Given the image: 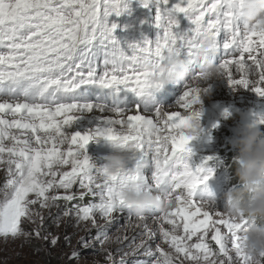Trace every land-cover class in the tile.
Returning a JSON list of instances; mask_svg holds the SVG:
<instances>
[{
	"label": "snow or ice",
	"instance_id": "6c2138e0",
	"mask_svg": "<svg viewBox=\"0 0 264 264\" xmlns=\"http://www.w3.org/2000/svg\"><path fill=\"white\" fill-rule=\"evenodd\" d=\"M228 5L229 0H176L168 12L184 14L191 27L183 33L175 32L176 20L157 13L161 34L143 46L130 44L126 53L112 38L116 24L108 23L109 16L120 15L121 0H0V170L4 172L0 185V237L27 236L21 228L25 219L32 223L38 219L43 224L44 217L35 209L37 205L50 209L59 207L60 202L67 205L75 201L65 208L63 216L74 217L77 224L88 226L87 231L94 229L95 235L91 239L80 237V248L68 256L69 260L79 259L82 250L96 243L105 250L110 237L108 229L117 219L116 214L126 213V222L139 221L142 238L135 243V236L116 237L120 247L115 251L122 254L117 260L112 251H106L105 259L111 264H207L215 258L220 264H249L240 247L244 222L222 219L219 212L202 208L198 199L185 201L178 194L180 182L193 192L211 175L209 172L201 176L199 168L193 171L186 162L178 169L168 166L174 155L190 152L187 145L193 137L176 134L187 123L183 112L169 110L161 114L157 110L145 111L139 105L115 107L114 112L107 111L103 116V127L84 133L70 131L81 110L104 111L75 99L81 85L98 84L103 89L140 96L149 89L148 74L138 70L141 61L162 57L166 49L177 47L178 42L191 48L193 38L202 33L215 37L221 31L225 33L222 47L229 51L220 66L229 84L264 96V66L256 55L264 50V32L243 36L234 29V16ZM104 43L111 47L105 54L103 68H99L90 58L97 44ZM254 60L255 84L251 74L245 77L237 71L238 62L243 69ZM190 95L185 90L180 96V109H184L183 102ZM145 120L157 125L155 139L146 141L139 134L123 138L132 142L137 153L134 168L108 178L89 172L83 149L90 139H117L113 124L123 126L127 121L128 127L133 128ZM259 123L264 124V117ZM66 133H70L67 138ZM149 154L153 183L161 187H168L169 181L177 183L176 204L164 216L149 210L135 217L124 206L118 189L126 181H143L140 169ZM86 198L88 202L84 203ZM149 219L158 224L157 229L149 228ZM34 232L38 237L41 234L39 228ZM64 239L68 241L69 237ZM157 239L168 250L160 243L153 247ZM57 242L58 237L52 236L51 245Z\"/></svg>",
	"mask_w": 264,
	"mask_h": 264
},
{
	"label": "clouds",
	"instance_id": "9594fccd",
	"mask_svg": "<svg viewBox=\"0 0 264 264\" xmlns=\"http://www.w3.org/2000/svg\"><path fill=\"white\" fill-rule=\"evenodd\" d=\"M229 10L234 20H240L242 25L239 32L247 36L249 32H264V0H229ZM193 47L188 48L192 58H199L202 62L200 71L188 76L187 59L179 54L178 47L166 49L162 57L145 58L141 61L138 70L146 72L149 89L158 92L166 85L181 84L183 92L188 90L191 95L184 100L183 115L186 125L178 129L176 134L198 136L201 131L200 112L202 99L209 96L211 83L225 77L220 63L207 59L210 53H215L217 40L214 35L202 33L193 38ZM256 52L255 49H253ZM258 62L264 66V50L256 53ZM257 60L241 69L237 63V71L243 72L245 77L252 76L251 82L255 84ZM235 90H239L238 88ZM98 108L104 105L97 104ZM170 108H158L161 114ZM114 112V109H107ZM199 114V115H197ZM148 115V113H145ZM117 121L119 117L116 118ZM259 120L238 127L230 143L236 149L234 156L235 178L237 183L224 194L222 210H217L215 201L204 194L199 199L200 205L214 213L219 212L221 218H230L233 222H244L245 226L240 232V247L249 258V264H264V130L259 126ZM117 139L107 140L108 154L104 163L96 168L98 177H114L125 174L135 167L134 158L137 153L131 141H125L126 136L142 135L147 141L155 139L158 134L156 124H149L147 120L140 126L129 128L127 121L121 126L112 125ZM70 133H66V137ZM90 167H96L89 164ZM119 197L124 206L135 217L144 215L149 210L157 216L166 215L175 207L178 185L169 181L167 188L156 183L145 185L142 182L126 181L119 186ZM185 201L193 198V192L179 184V193ZM116 243V238L109 237L106 245ZM207 264H220L219 258L212 259Z\"/></svg>",
	"mask_w": 264,
	"mask_h": 264
},
{
	"label": "rangeland",
	"instance_id": "374dc122",
	"mask_svg": "<svg viewBox=\"0 0 264 264\" xmlns=\"http://www.w3.org/2000/svg\"><path fill=\"white\" fill-rule=\"evenodd\" d=\"M175 2L176 0H168V3L165 4L164 0H121L122 10L120 15L109 16L108 23H115L116 28L114 30H117L119 33L123 32L126 35H133V37H129V40L136 39L133 43L138 46L142 44L143 46V42H154L157 36L161 34L162 29L156 24L157 13L161 17L174 18L176 21L182 18V27L176 25L173 29L175 32L183 33L191 27L188 17L184 14H170L168 12V9ZM126 18H129L130 21H127ZM114 30L112 38L114 41H119V37ZM179 44L178 42V48ZM102 46L103 44H97L92 55L105 54L107 50L101 48ZM216 82L215 86L212 84L210 87L211 94L204 97L201 101L203 105L200 112L201 133L188 142L187 147L190 149V152H180L181 155L187 158V161L184 162L193 171L199 168L201 176H206L211 172L209 178L204 182L211 185H213L214 181H225L226 183L224 174L221 173V168H218L216 165L218 161L224 159L222 154L224 149L235 150L229 141L235 136L237 128L264 117L263 99H253L243 104L240 102L238 96L226 95L225 91H223L227 87H232L226 77L216 80ZM182 89L183 87L178 97L182 95ZM178 97L176 100L171 101L172 106L179 102ZM172 106L168 103L160 108L168 109ZM176 110L183 112V109L180 108ZM225 112H227V115H225ZM103 124V115L100 112L98 114L97 111H93L90 114L79 112L72 121L70 131H79L84 125L95 129L103 127ZM83 152L88 157L89 164L96 166L89 168V172L95 174L96 168L104 163V157L109 152L106 139L99 136L90 139L85 145ZM142 164L143 167L140 169V174L143 177L142 183L151 185L153 183L151 154L143 159ZM169 168L174 167L169 166ZM3 179L4 172L0 170V185H2ZM221 184L223 188H221L220 197L213 199L217 210H222L224 194L228 190L223 183ZM194 192L195 190L193 191V199L199 200L200 198L196 197ZM2 198V193H0V199ZM87 202L88 198L85 199L84 203ZM63 203L60 202L59 207L54 206L50 209H40L38 205L35 206V209L44 217V222L40 224L38 219L36 223H32L27 219L23 220L21 228L23 232L28 233L27 236L20 235L16 238L9 237L7 239L0 237V264H111V262L105 259L106 251H112L118 260L122 253L115 251L120 247L117 243L105 245V250H102L101 246L96 243L92 248L82 250L79 259H68V256L74 250L80 248L78 243L79 238L83 236L91 239L95 235V230L92 229L89 232L87 231L88 226L84 223L77 224L74 217H64L63 212L65 207ZM116 215L117 219L113 221L111 227L108 229L109 236L113 238L119 236L121 239L125 236L129 238L135 236V243H139L142 238V229L138 227L139 221L133 219L129 223L125 219L126 213H118ZM58 218L59 222L57 223ZM147 223L149 228L153 230L158 228V224L153 219H149ZM37 228H39L41 233L39 237L34 232V229ZM66 235L69 237L68 241L64 239ZM45 236L48 239H44ZM52 236L58 237L56 245H51L50 243ZM157 243H160L162 247L168 250L167 245L163 244L159 239L153 243V247ZM140 258L143 259V257Z\"/></svg>",
	"mask_w": 264,
	"mask_h": 264
},
{
	"label": "trees",
	"instance_id": "16d2710c",
	"mask_svg": "<svg viewBox=\"0 0 264 264\" xmlns=\"http://www.w3.org/2000/svg\"><path fill=\"white\" fill-rule=\"evenodd\" d=\"M260 127L262 130H264V124L260 125ZM235 153H236V149L235 150H229V148H226L222 151L224 159L218 161L216 166L218 168H221L220 170H221V173L224 174V179L226 180V183H225V181H222V182L214 181L213 182L212 189H213V192L216 193L217 195H219L221 193V188H223L221 183H223L224 186L228 188V190L237 183V180H236L235 175H234V173H235V167H234ZM183 158L185 161H187L186 157H183ZM71 203H73V202H71ZM71 203H68L67 205H65V203H63V205L65 208L66 207L70 208Z\"/></svg>",
	"mask_w": 264,
	"mask_h": 264
},
{
	"label": "bare ground",
	"instance_id": "6f19581e",
	"mask_svg": "<svg viewBox=\"0 0 264 264\" xmlns=\"http://www.w3.org/2000/svg\"><path fill=\"white\" fill-rule=\"evenodd\" d=\"M229 82V81H228ZM214 85L215 86V84H217V82L215 81L214 83H211V85ZM220 85V84H219ZM227 85V84H226ZM229 86V85H228ZM215 88H217V87H215ZM221 88H223V87H221ZM235 89H237V88H234V87H227L226 89H223V91H225V94L226 95H235V96H238L239 98H240V102L241 103H243V104H245V103H247L248 101H251V100H253V99H263V101H264V96H260V95H258L255 91H253V90H251L250 88H238L239 90H235ZM183 90V89H182ZM212 90V89H211ZM182 94H183V91H182ZM181 96V95H180ZM180 96L178 97V99H180ZM90 104H92V105H97L96 103H90ZM169 104L172 106V102L169 100ZM243 104H241L242 106H244ZM176 108H175V107ZM173 107V108H172ZM171 108V110H176V109H179V106L177 105V103L176 104H173V106H172ZM103 112H101V111H99V110H96V109H93L92 111H85V110H81L80 112L81 113H83V114H90L91 112H95V111H97V114L100 112L101 113V115H103V116H105L106 115V113H107V108H103ZM103 121H104V119H103ZM104 125V124H103ZM92 128H90V127H88V126H83V128L82 129H77V130H79V132H81V133H84V132H86V131H88V130H91ZM72 130V129H71ZM95 138H97V137H95Z\"/></svg>",
	"mask_w": 264,
	"mask_h": 264
}]
</instances>
